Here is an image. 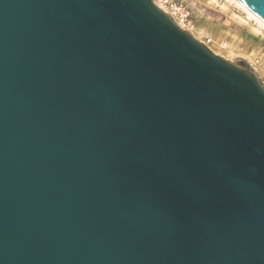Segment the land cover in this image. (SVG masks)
Masks as SVG:
<instances>
[{
    "label": "water",
    "instance_id": "95a60500",
    "mask_svg": "<svg viewBox=\"0 0 264 264\" xmlns=\"http://www.w3.org/2000/svg\"><path fill=\"white\" fill-rule=\"evenodd\" d=\"M0 264H264L255 70L154 0H0Z\"/></svg>",
    "mask_w": 264,
    "mask_h": 264
},
{
    "label": "rangeland",
    "instance_id": "374dc122",
    "mask_svg": "<svg viewBox=\"0 0 264 264\" xmlns=\"http://www.w3.org/2000/svg\"><path fill=\"white\" fill-rule=\"evenodd\" d=\"M167 1V12H173L170 5L180 8L184 29L196 39L227 60L245 61L264 80V33L256 32V22L243 10L225 0Z\"/></svg>",
    "mask_w": 264,
    "mask_h": 264
},
{
    "label": "bare ground",
    "instance_id": "6f19581e",
    "mask_svg": "<svg viewBox=\"0 0 264 264\" xmlns=\"http://www.w3.org/2000/svg\"><path fill=\"white\" fill-rule=\"evenodd\" d=\"M213 1V0H212ZM228 4H235L237 7H239L241 10H243L247 16V19L248 20H253L256 22L257 24V28L256 29V32H259V33H264V23L258 19L253 13H251L248 9H246L242 4H240L237 0H225ZM160 6V4H158ZM217 5V4H216ZM160 8L162 10H164L165 12H167V10L163 7V6H160ZM168 13V12H167ZM170 14V13H168ZM173 18V14L171 13L170 14ZM175 19V18H174ZM178 25L184 29V25L182 23H178Z\"/></svg>",
    "mask_w": 264,
    "mask_h": 264
},
{
    "label": "built area",
    "instance_id": "2783aa9c",
    "mask_svg": "<svg viewBox=\"0 0 264 264\" xmlns=\"http://www.w3.org/2000/svg\"><path fill=\"white\" fill-rule=\"evenodd\" d=\"M156 5L159 6L158 4H160V6H163L164 8L167 7L169 5L168 1L167 0H154ZM159 6V7H160ZM170 9L175 18V21L177 22V24L180 22V23H184L185 21V18L183 17V15L180 13L181 12V9L178 8V7H175L174 5H170ZM262 84L264 86V80H262Z\"/></svg>",
    "mask_w": 264,
    "mask_h": 264
}]
</instances>
